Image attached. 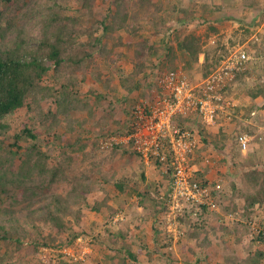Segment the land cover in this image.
Here are the masks:
<instances>
[{
    "label": "rangeland",
    "instance_id": "1",
    "mask_svg": "<svg viewBox=\"0 0 264 264\" xmlns=\"http://www.w3.org/2000/svg\"><path fill=\"white\" fill-rule=\"evenodd\" d=\"M0 11L7 28L0 36L2 50L22 42L23 52H35L47 31L64 27L57 32L70 41L65 46H73L66 56L74 50L92 54L81 69L72 71L67 63L59 76L44 59L50 70L41 85L54 92L30 93L23 108L0 120V182L16 179L33 144L24 135L17 140L25 126L37 134L38 148L49 157L48 168L62 169L53 183L51 173L35 172L26 180L30 189L36 188L28 201L22 189L17 200L0 192V224L9 233L0 238V264H199L195 259L204 253L207 264H237L246 257L248 264H264V195L251 184L264 173V0H0ZM120 13L128 15L122 28L113 19ZM53 15L59 19L48 27ZM104 22L112 28L107 34ZM191 35L200 38L211 63L218 53L229 55L239 47L248 49L253 61L227 93L229 106L218 128L206 130L191 122L199 144L193 161L196 175L221 184V208L201 221L193 215L178 220L185 236L169 250L167 209L159 200L169 191V174L127 145L105 149L102 143L128 130L137 107L155 102L159 79L169 69L196 82L206 77L204 54L191 67L177 47ZM167 44L175 49L174 63L164 56ZM71 76L77 101L60 114L58 102ZM241 132L253 138L245 151L235 140ZM57 195L69 200L68 214H60L65 223L61 233L50 224L46 208ZM254 199L261 204L250 206ZM10 216L15 223L6 222ZM228 231L246 236L250 248L239 252L231 237H223ZM210 235L220 251L214 250ZM222 250L233 253V261Z\"/></svg>",
    "mask_w": 264,
    "mask_h": 264
},
{
    "label": "built area",
    "instance_id": "2",
    "mask_svg": "<svg viewBox=\"0 0 264 264\" xmlns=\"http://www.w3.org/2000/svg\"><path fill=\"white\" fill-rule=\"evenodd\" d=\"M252 61L248 49L239 47L201 82L182 71L166 73L159 79L162 93L155 102L137 107L125 134L102 143L105 149L127 145L147 164H159L169 174V191L160 197L167 209L164 220L166 238L171 240L169 250L185 236L178 220L193 215L201 221L221 208V184L196 175L193 161L199 144L190 129L191 122H199L206 130L218 128L220 115L229 106V89L235 86L237 74L245 72ZM235 140L243 151L253 143V138L244 132L236 134Z\"/></svg>",
    "mask_w": 264,
    "mask_h": 264
},
{
    "label": "trees",
    "instance_id": "3",
    "mask_svg": "<svg viewBox=\"0 0 264 264\" xmlns=\"http://www.w3.org/2000/svg\"><path fill=\"white\" fill-rule=\"evenodd\" d=\"M3 1L10 4L16 2V0ZM114 4L116 5V7H118V12H121V3H119V1H116ZM3 17L4 14L0 11V36L2 37L3 34L7 31V28L4 27L3 24ZM127 17V14L121 15L120 13L118 15H114L113 19L120 21L122 28ZM58 19L59 17H57L56 15L50 17V23L48 24V27H51V23L57 21ZM102 24L104 34H107L108 31L112 30V28L108 24H106V22ZM62 28L64 27H58L55 31H53V33H49V31H47L48 33H45L44 39L39 45L38 50L35 52H23L22 42L18 43L12 49L2 50L0 48V120L6 117L7 115L12 114L17 110L23 108L25 105L26 97L30 93L50 94L54 92V89L52 87H43L41 85L44 76L48 74L50 70L47 64L44 62V59H47L48 65H53L54 73L59 76L60 73L62 74L63 69L67 65V63L73 71L74 68L81 69V67L84 66L85 61L92 58V54L87 51H81V54H77L75 50L72 52V54L69 53L66 56V53L68 51H71L73 49V46H65L70 44V41L65 39L66 35L57 32H62ZM96 40L97 42H99L100 39L96 38ZM94 47L95 46H93V48ZM177 47L184 53V56L189 59V61H187V65L191 67L193 66V64H198V62H200V55L204 54L205 60L202 63V71L204 73L203 75H206V77L213 71H215L220 66L222 61L228 56V54L218 53L219 55L217 54L213 59V63H211L209 54L205 53L203 50V44L200 38L194 35L188 36L183 40H179ZM28 56H30V59L27 58ZM164 56L166 58H169V61L171 60L172 63H174V60L177 59L175 55V49L168 44L166 45V53ZM171 71H177V69L172 68L168 70V72ZM245 72L237 74L236 82H241L243 80ZM72 76L63 85L64 90L62 91L61 99L58 102V112L60 114H66L67 111L70 110V106L77 101V99L73 98V94L70 90L72 86L76 85L75 78ZM137 86L138 84H136L134 88H137ZM128 90L131 91L130 88ZM231 90L232 88L229 89V91ZM161 93L162 90L160 89L159 94ZM51 116L56 117L52 113L50 114V117ZM179 123L182 124V121H179ZM126 131L127 130H125V132ZM125 132H123V134ZM23 135L33 141V144L26 150V158L25 160H23L22 165L20 166L19 171L17 173V177H22L23 179L20 180L17 179V177L15 179V177L12 176L13 180L15 179L14 181L17 180V182L11 181L9 183L8 180H5L3 178H1L0 182L1 195L6 196V198L10 200H15L18 197L16 195L20 189H22L23 191L22 196H25L23 198L24 201H28L29 199H31V197H33L34 192H36V188L30 189L26 184V180H31L30 178L35 172H37L38 175L41 176L47 173H51L52 183L58 180L60 172H62V169L60 168H48L47 162L49 157H47V155H45L38 148V145L36 144L38 136L34 133L32 129L25 126L23 130H21V133L16 136L17 140L21 139ZM1 144L2 143L0 141V149ZM8 174L9 173L5 172V175ZM260 175L263 176V178L260 179V176H256L252 179L251 184L254 187H259L261 194L264 195V173H261ZM118 187L119 189H122L121 185H119ZM258 202L261 204V201L259 199H254L252 202H250V206H253ZM68 205V198L62 197L60 195L54 196L51 201L46 204V208L50 216V224L59 233H61L65 228L64 220L62 219L60 214H68ZM15 221L16 220L10 216V218H8L6 222H8L9 224H13L15 223ZM8 237L9 233L6 232V227L0 224V238L4 239ZM124 247L125 246H123V248ZM125 251L130 257L135 258L134 255H132L130 252V247H125ZM199 260L200 259H198L196 263H198Z\"/></svg>",
    "mask_w": 264,
    "mask_h": 264
},
{
    "label": "crops",
    "instance_id": "4",
    "mask_svg": "<svg viewBox=\"0 0 264 264\" xmlns=\"http://www.w3.org/2000/svg\"><path fill=\"white\" fill-rule=\"evenodd\" d=\"M153 178H155V179H157L158 178V175H157V173L156 172H154V177ZM146 183H148L149 184V182H146ZM169 187V186H168ZM211 236V235H210ZM208 237L209 238V240H210V238L213 240L212 242H213V244L214 245H212L213 246V248H214V250H216L215 248H217V251H220V249L217 247V245H216V243H214L215 242V239H216V237L215 236H211V237ZM226 237V236H229V237H231L232 238V240H233V247H236V246H238V248H239V252L240 251H242V250H246V249H248V248H250V243L248 242L249 240H248V238L246 237V236H242V235H240V233L239 232H234V231H228L227 232V234L226 235H223V237ZM222 238V237H221ZM239 242H241V244L242 245H240V244H238ZM216 246V247H215ZM200 247H201V250L202 251H205V247L204 246H201L200 245ZM200 247H199V249H200ZM222 252L223 253H225L226 251L225 250H222ZM216 253V252H215ZM227 253V252H226ZM228 254V253H227ZM236 253L234 252V256H236L235 255ZM207 254L206 253H204V255L201 257V256H198L199 258L198 259H200L199 260V264H207L206 262H205V260H206V256ZM228 255H230V257H227V258H229L230 260H232L233 261V253H232V255L231 254H228ZM241 255V254H240ZM226 258V259H227ZM247 258V257H246ZM245 258V261L244 262H240V261H237V264H248V261H250V259H246ZM197 258L195 259L196 261L198 260ZM215 259V258H214ZM212 260H213V257H212ZM242 260H244V259H242ZM195 261V262H196ZM229 261V260H228ZM227 261V262H228ZM209 262H210V260H209ZM208 262V263H209ZM262 263V262H261Z\"/></svg>",
    "mask_w": 264,
    "mask_h": 264
}]
</instances>
